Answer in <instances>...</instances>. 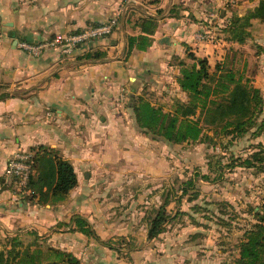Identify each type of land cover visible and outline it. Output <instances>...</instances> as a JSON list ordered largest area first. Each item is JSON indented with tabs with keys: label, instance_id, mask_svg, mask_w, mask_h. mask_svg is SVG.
Returning a JSON list of instances; mask_svg holds the SVG:
<instances>
[{
	"label": "crops",
	"instance_id": "0c3cea01",
	"mask_svg": "<svg viewBox=\"0 0 264 264\" xmlns=\"http://www.w3.org/2000/svg\"><path fill=\"white\" fill-rule=\"evenodd\" d=\"M223 2L0 0V235L33 231L49 246L73 253L81 264H128L102 242L126 231L106 215V183L100 175L107 169L96 166L93 155L109 153L108 142H123L129 134L128 99L138 80L146 75L166 78L172 70L176 79L179 69L174 62L187 59L188 51L221 58L228 50L225 40L210 44L198 37L209 27L207 15L213 14V6ZM113 15L118 16V27L112 34L70 55L49 49L34 56L19 47L20 41L67 35ZM145 15L159 20L153 44L145 51L134 50L125 60L128 36L141 33L136 23ZM132 76L136 84H130ZM20 150L36 156L33 195L26 198L13 194L5 173L8 159ZM57 156L72 163L78 183L64 200L54 202L50 185L56 178ZM74 214L88 219L98 238L72 230Z\"/></svg>",
	"mask_w": 264,
	"mask_h": 264
},
{
	"label": "rangeland",
	"instance_id": "374dc122",
	"mask_svg": "<svg viewBox=\"0 0 264 264\" xmlns=\"http://www.w3.org/2000/svg\"><path fill=\"white\" fill-rule=\"evenodd\" d=\"M223 1V6H213V16L207 15L209 27L204 32L218 39L208 43L225 40L230 47L221 58L206 57L211 71L217 65L234 70L244 82L259 88L264 100V21L251 19L243 43L230 40L226 30L234 16L245 15L259 0ZM187 62L192 60L187 58ZM132 77L130 84H136V76ZM138 81L134 98L128 101L143 97L164 111H173L177 101L189 100L177 85L174 70L166 78L146 75ZM126 115L129 134L125 140L108 142L109 153L96 151L93 155L95 165L107 169L100 175L106 183L102 191L106 215L119 221L126 231L102 242L113 245L128 264H232L239 256L245 230L264 204V172L243 167L239 160L254 152L259 143L264 144V127L259 126L264 119V102L258 124L242 129L232 126L224 130L223 122L211 125L197 109L191 118L200 121L204 135L183 143L169 142L141 129L131 110ZM190 179L194 184L182 194ZM166 203L169 218L165 231L148 238L151 219ZM21 238L25 244L35 239L28 234ZM6 240L1 234V247ZM38 241L48 246L46 238Z\"/></svg>",
	"mask_w": 264,
	"mask_h": 264
},
{
	"label": "trees",
	"instance_id": "16d2710c",
	"mask_svg": "<svg viewBox=\"0 0 264 264\" xmlns=\"http://www.w3.org/2000/svg\"><path fill=\"white\" fill-rule=\"evenodd\" d=\"M251 19L264 21V0L248 10L245 15H236L229 23L228 37L240 43L245 42L247 31L245 27L251 24ZM159 20L152 15H145L137 21L141 33L129 35L128 44L124 52L127 60L134 50L145 51L153 44V35L158 27ZM187 59L176 58L179 76L176 81L180 89L187 93L189 100L177 101L173 111H164L161 107L153 105L143 97L129 101L137 125L155 136L169 142L183 143L197 141L204 135L203 126L199 120L191 118L201 109L205 121L211 125L223 122L224 130L255 126L263 112V97L261 90L248 82L243 76H237L232 69H221L218 66L211 71V65L206 57H198L193 51H188ZM264 127V119L260 122ZM233 127V128H234ZM230 132V131H229ZM256 150L245 159H239L240 165L246 168L259 169L264 172V144L259 143ZM48 151V150H47ZM52 152V151H49ZM36 157V156H35ZM54 183L50 185L52 201L64 200L70 190L77 183V175L72 163L60 156L55 162ZM209 179V176L203 175ZM32 183V178L30 185ZM194 181L190 179L183 185V193H187ZM167 203L160 207L158 213L151 219L148 238H155L165 231L169 215L166 210ZM255 222L245 230L239 244V256L232 264H264V204L254 214ZM74 227L72 230L82 232L89 237L98 238L91 223L85 217L74 214L72 216ZM35 237L33 241L25 244L20 235L6 236V242L0 246V264H81L80 259L73 253L51 246H41L40 236L33 231L26 233ZM111 248L113 245L105 242Z\"/></svg>",
	"mask_w": 264,
	"mask_h": 264
},
{
	"label": "built area",
	"instance_id": "2783aa9c",
	"mask_svg": "<svg viewBox=\"0 0 264 264\" xmlns=\"http://www.w3.org/2000/svg\"><path fill=\"white\" fill-rule=\"evenodd\" d=\"M232 0H227V2ZM213 16V14H211ZM118 27V18L111 17L109 20L85 29L62 36L40 41L19 42V47L27 53L39 56L49 49H59L63 54H72L77 48L93 40L112 34ZM198 37L207 42H216L218 39L211 37L207 32H200ZM35 162V153L28 150L16 151L6 164L5 173L12 184L13 194L18 198H26L33 195L30 186Z\"/></svg>",
	"mask_w": 264,
	"mask_h": 264
}]
</instances>
